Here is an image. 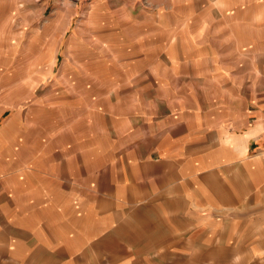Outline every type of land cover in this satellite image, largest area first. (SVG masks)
Wrapping results in <instances>:
<instances>
[{"label":"rangeland","instance_id":"1","mask_svg":"<svg viewBox=\"0 0 264 264\" xmlns=\"http://www.w3.org/2000/svg\"><path fill=\"white\" fill-rule=\"evenodd\" d=\"M262 101L264 0H0V178L36 193L56 159L80 175L65 251L45 264H126L88 243V174L120 187L159 121L199 137ZM199 248L182 264H238Z\"/></svg>","mask_w":264,"mask_h":264},{"label":"crops","instance_id":"2","mask_svg":"<svg viewBox=\"0 0 264 264\" xmlns=\"http://www.w3.org/2000/svg\"><path fill=\"white\" fill-rule=\"evenodd\" d=\"M185 122L150 128L124 185L98 186L88 174V243L119 247L126 264L189 263L194 247L204 261L217 247L219 261L264 264V105L199 137ZM55 162L36 193L27 180L0 178V264H45L64 253L65 197L82 195L80 175Z\"/></svg>","mask_w":264,"mask_h":264}]
</instances>
